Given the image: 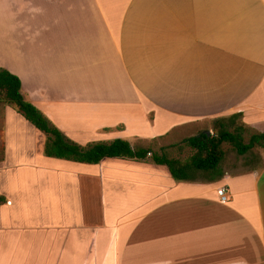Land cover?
<instances>
[{
  "label": "crops",
  "instance_id": "obj_1",
  "mask_svg": "<svg viewBox=\"0 0 264 264\" xmlns=\"http://www.w3.org/2000/svg\"><path fill=\"white\" fill-rule=\"evenodd\" d=\"M0 29V68L80 146L234 115L264 133V0H0ZM26 128L0 136V264H264L263 149L177 182L149 161L47 158Z\"/></svg>",
  "mask_w": 264,
  "mask_h": 264
},
{
  "label": "trees",
  "instance_id": "obj_2",
  "mask_svg": "<svg viewBox=\"0 0 264 264\" xmlns=\"http://www.w3.org/2000/svg\"><path fill=\"white\" fill-rule=\"evenodd\" d=\"M0 103L14 106L30 125L42 133L45 137L43 154L47 158L86 165H97L105 159L149 161L156 166L166 167L171 178L177 182L195 181L198 173L207 174L209 180L213 181L221 177V164L227 145L239 156L256 148L264 150V133L251 130L252 133L246 138V126L234 124V119L237 116L240 118L239 115L217 120L214 135L202 133L183 140L179 151L183 148L190 151L183 161L169 155L174 146L161 149L162 153L154 152L151 148L133 149L122 139L80 146L68 140L38 109L23 99L21 81L5 69H0Z\"/></svg>",
  "mask_w": 264,
  "mask_h": 264
},
{
  "label": "rangeland",
  "instance_id": "obj_3",
  "mask_svg": "<svg viewBox=\"0 0 264 264\" xmlns=\"http://www.w3.org/2000/svg\"><path fill=\"white\" fill-rule=\"evenodd\" d=\"M1 30V29H0ZM3 36H1V43H0V67L1 63H5L7 59V55L5 53V47L7 48L8 46H2L3 45ZM5 45H7L5 43ZM4 69V68H0ZM6 70V69H5ZM5 109L6 110V115H5ZM41 112V111H40ZM6 118V119H5ZM228 123V122H227ZM216 121L212 122H205L201 124H196V125H185L179 128L177 131L169 134L167 138L164 139H156V140H151L146 143H134V148H151L154 152L157 153H162L161 149H165L171 146H174L169 155L174 158H179L182 161L185 160L189 154L190 151L187 148H183L181 151H179V146L182 145V141L190 138L197 136L202 133H208L209 135H214L215 134V125ZM234 124L235 126H240L241 120L238 118V116L234 119ZM26 126H30L29 123L24 119L23 116L18 113L17 109L14 106L8 105V104H3L0 103V136H4L6 133V129L9 128L11 130V133H20L19 135H23L26 133L27 129ZM29 132V131H28ZM38 136H43L42 133L39 131H36ZM30 133V132H29ZM252 133L250 128L246 127L245 130V137L248 138L250 134ZM28 135V133H27ZM14 136V135H13ZM179 151V152H178ZM260 148H256L252 151H250L248 154L244 156H239L237 155L236 152H234L228 145L225 148V157L222 162L223 168H229L231 170H239L243 166H250L254 165L256 163H260ZM209 176L205 173H198L195 181L192 183H206L209 180Z\"/></svg>",
  "mask_w": 264,
  "mask_h": 264
},
{
  "label": "built area",
  "instance_id": "obj_4",
  "mask_svg": "<svg viewBox=\"0 0 264 264\" xmlns=\"http://www.w3.org/2000/svg\"><path fill=\"white\" fill-rule=\"evenodd\" d=\"M218 195H219V198H220L222 203L227 201V198H225L226 194H225L224 190L219 191Z\"/></svg>",
  "mask_w": 264,
  "mask_h": 264
},
{
  "label": "water",
  "instance_id": "obj_5",
  "mask_svg": "<svg viewBox=\"0 0 264 264\" xmlns=\"http://www.w3.org/2000/svg\"><path fill=\"white\" fill-rule=\"evenodd\" d=\"M209 135V134H208Z\"/></svg>",
  "mask_w": 264,
  "mask_h": 264
}]
</instances>
